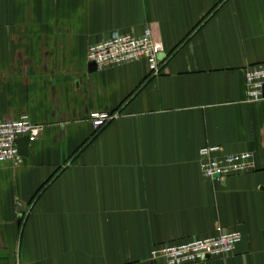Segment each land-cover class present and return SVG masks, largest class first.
Here are the masks:
<instances>
[{
    "label": "crops",
    "instance_id": "obj_1",
    "mask_svg": "<svg viewBox=\"0 0 264 264\" xmlns=\"http://www.w3.org/2000/svg\"><path fill=\"white\" fill-rule=\"evenodd\" d=\"M146 28L159 74L88 59ZM261 63L264 0H0V121L44 126L20 166L0 164V264H167L155 246L219 226L242 233L235 252L194 264H264V100L245 83ZM95 110L119 116L95 133ZM207 145L255 169L209 180Z\"/></svg>",
    "mask_w": 264,
    "mask_h": 264
},
{
    "label": "built area",
    "instance_id": "obj_2",
    "mask_svg": "<svg viewBox=\"0 0 264 264\" xmlns=\"http://www.w3.org/2000/svg\"><path fill=\"white\" fill-rule=\"evenodd\" d=\"M162 52V44L154 40L151 28H146L141 35L114 32L90 46L88 59L100 70L144 59L149 63L152 73L159 74ZM245 83L247 102L264 100V63L246 69ZM118 116L115 112L95 110L90 114L89 121L97 133ZM43 130L44 126L34 123L28 114L0 121V164L20 166L24 158L19 153L17 140L24 136H28L31 141L36 140ZM200 161L202 174L219 183L232 175L255 168L253 152L231 154L218 145L204 146L200 150ZM241 239L240 231L219 226L212 236L157 245L152 249L151 258H164L167 264H194L207 258L228 257L235 252Z\"/></svg>",
    "mask_w": 264,
    "mask_h": 264
},
{
    "label": "water",
    "instance_id": "obj_3",
    "mask_svg": "<svg viewBox=\"0 0 264 264\" xmlns=\"http://www.w3.org/2000/svg\"><path fill=\"white\" fill-rule=\"evenodd\" d=\"M164 58H165V54L161 53L160 54V60L162 61ZM93 64H94V66H96L95 63H93ZM17 143H18L20 155H22V156L27 155L28 147H29V143H30V138L28 136L21 137V138H19L17 140ZM17 205H18L17 206V210H18V213H19L18 224L20 225L21 221H22V208H21V203L20 202H17Z\"/></svg>",
    "mask_w": 264,
    "mask_h": 264
},
{
    "label": "trees",
    "instance_id": "obj_4",
    "mask_svg": "<svg viewBox=\"0 0 264 264\" xmlns=\"http://www.w3.org/2000/svg\"><path fill=\"white\" fill-rule=\"evenodd\" d=\"M255 169V168H254ZM253 170V169H252ZM252 170H249V171H246V172H242V173H239V174H243V173H247V172H250ZM239 174H236V175H239ZM232 176H235V175H232ZM231 177V176H230ZM229 178V177H228Z\"/></svg>",
    "mask_w": 264,
    "mask_h": 264
}]
</instances>
